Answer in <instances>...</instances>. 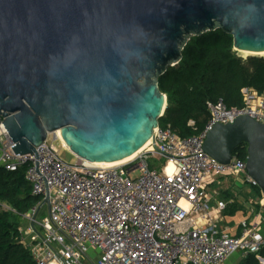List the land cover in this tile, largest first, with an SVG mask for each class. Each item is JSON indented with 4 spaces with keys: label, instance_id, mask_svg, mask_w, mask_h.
Returning <instances> with one entry per match:
<instances>
[{
    "label": "water",
    "instance_id": "water-1",
    "mask_svg": "<svg viewBox=\"0 0 264 264\" xmlns=\"http://www.w3.org/2000/svg\"><path fill=\"white\" fill-rule=\"evenodd\" d=\"M222 30L234 49L264 53V0H0V125L17 155L61 132L89 163L136 154L167 108L159 78L194 36ZM247 144L246 172L264 191V125L217 124L204 152L229 164ZM50 214V192L38 206Z\"/></svg>",
    "mask_w": 264,
    "mask_h": 264
},
{
    "label": "built area",
    "instance_id": "built-area-1",
    "mask_svg": "<svg viewBox=\"0 0 264 264\" xmlns=\"http://www.w3.org/2000/svg\"><path fill=\"white\" fill-rule=\"evenodd\" d=\"M242 97L241 109L208 103L211 119L200 135L185 139L170 124L159 126L144 151L114 167L79 158L66 162L50 136L35 153L17 155L0 125V168L12 173L27 167L32 194L44 199L50 192V214L35 222L44 232L43 246L31 250L37 263L224 264L236 253L261 255L263 223H244L240 237L221 231L227 203L210 193L222 178L255 184L246 162L233 156L222 164L204 152L206 135L217 124L241 116L264 123V94L246 88ZM151 159L164 161L160 170L149 168ZM170 163L176 168L171 176ZM37 208L26 215L31 222Z\"/></svg>",
    "mask_w": 264,
    "mask_h": 264
},
{
    "label": "trees",
    "instance_id": "trees-1",
    "mask_svg": "<svg viewBox=\"0 0 264 264\" xmlns=\"http://www.w3.org/2000/svg\"><path fill=\"white\" fill-rule=\"evenodd\" d=\"M244 88L264 94V57H239L233 37L222 30L194 36L183 50L181 62L159 78V89L167 97L159 125L165 128L170 124L185 139L200 135L211 119L208 103L222 101L229 109H241ZM191 121L194 126L189 125ZM247 149V144H242L234 156L246 162ZM163 163L151 159L149 168L160 170ZM26 172L27 167L12 173L0 168V264H38L20 233L25 216L43 201L32 194ZM245 259L243 264H259L254 255Z\"/></svg>",
    "mask_w": 264,
    "mask_h": 264
},
{
    "label": "crops",
    "instance_id": "crops-1",
    "mask_svg": "<svg viewBox=\"0 0 264 264\" xmlns=\"http://www.w3.org/2000/svg\"><path fill=\"white\" fill-rule=\"evenodd\" d=\"M222 179L220 185L212 187V191L210 189V193L216 192L214 200L227 203L219 229L233 237H240L244 223L257 219L263 223L264 233V191L256 184L245 183L243 178L240 182L234 180V183L224 182ZM254 256L259 264L263 263L264 251L261 255ZM246 257L236 253L224 264H243Z\"/></svg>",
    "mask_w": 264,
    "mask_h": 264
},
{
    "label": "rangeland",
    "instance_id": "rangeland-1",
    "mask_svg": "<svg viewBox=\"0 0 264 264\" xmlns=\"http://www.w3.org/2000/svg\"><path fill=\"white\" fill-rule=\"evenodd\" d=\"M235 52H237L235 49H234ZM238 54V53H237ZM239 56V55H238ZM240 57V56H239ZM242 58V57H241ZM245 60V58H243ZM247 59V58H246ZM246 89V88H244ZM258 92V91H257ZM259 93V92H258ZM261 94V93H259ZM209 123V122H208ZM207 126V125H206ZM206 128V127H205ZM50 140L54 141V144L56 145V147L59 149L60 151V157L66 161V162H69V163H75L77 161V158L67 149L65 148H61V142L57 140V136H56V133L55 134H51L50 137H49ZM234 156V155H233ZM136 157V156H135ZM135 157L131 158L129 161L125 162L124 164L127 165L130 161H132L133 159H135ZM122 164V165H124ZM161 166V165H160ZM159 166V167H160ZM160 169V168H159ZM224 182H228V183H234V179L232 178H223L222 179ZM221 182V181H219ZM222 183V182H221ZM217 185V184H216ZM214 185V186H216ZM212 186V187H214ZM211 187V188H212ZM212 191V189H211ZM3 206V209L5 210H10V208L6 205H2ZM41 216L43 217L42 220L44 219H47L48 217V208L47 206H44L42 209H41ZM40 214V213H39ZM41 220V221H42ZM36 227H37V232H34L32 227H31V220H29L26 216H25V222L23 223V225L21 226V230H22V239H23V242L24 244L29 247L31 250H33L35 247H42L43 246V241H42V238L41 237H44V232L42 231V228L36 224ZM42 236H40V235Z\"/></svg>",
    "mask_w": 264,
    "mask_h": 264
},
{
    "label": "bare ground",
    "instance_id": "bare-ground-1",
    "mask_svg": "<svg viewBox=\"0 0 264 264\" xmlns=\"http://www.w3.org/2000/svg\"><path fill=\"white\" fill-rule=\"evenodd\" d=\"M237 53H238V55L240 57L245 58V59L248 58V57H252V56L264 57V53L263 54H253V53H250V52H247V51H244V50H237ZM258 123H261V124L264 125V123H262V122H258ZM56 135H57V140L60 141L61 144H62L61 146L65 147V149L69 150L68 147L61 140V132L60 131L56 132ZM153 140H154V136L151 137L149 139V141L136 154H134L130 158H127L125 160H121V161H118V162H115V163H91V165H94V166H97V167H114V166L122 165L125 162L129 161L131 158L139 155L142 151H144L152 143Z\"/></svg>",
    "mask_w": 264,
    "mask_h": 264
},
{
    "label": "clouds",
    "instance_id": "clouds-1",
    "mask_svg": "<svg viewBox=\"0 0 264 264\" xmlns=\"http://www.w3.org/2000/svg\"><path fill=\"white\" fill-rule=\"evenodd\" d=\"M176 171V168L173 164H169L167 168L168 175L171 176ZM181 207H185L184 203L181 202Z\"/></svg>",
    "mask_w": 264,
    "mask_h": 264
}]
</instances>
